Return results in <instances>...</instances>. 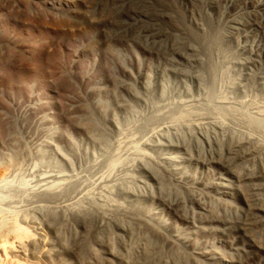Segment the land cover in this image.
Wrapping results in <instances>:
<instances>
[{"label": "rangeland", "instance_id": "374dc122", "mask_svg": "<svg viewBox=\"0 0 264 264\" xmlns=\"http://www.w3.org/2000/svg\"><path fill=\"white\" fill-rule=\"evenodd\" d=\"M0 264H264V0H0Z\"/></svg>", "mask_w": 264, "mask_h": 264}]
</instances>
